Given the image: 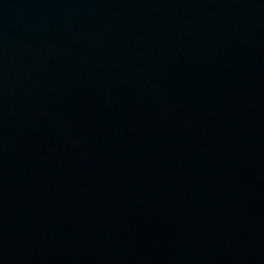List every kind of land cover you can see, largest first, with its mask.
Returning <instances> with one entry per match:
<instances>
[{"label":"water","instance_id":"1","mask_svg":"<svg viewBox=\"0 0 264 264\" xmlns=\"http://www.w3.org/2000/svg\"><path fill=\"white\" fill-rule=\"evenodd\" d=\"M0 264H264V0H0Z\"/></svg>","mask_w":264,"mask_h":264}]
</instances>
